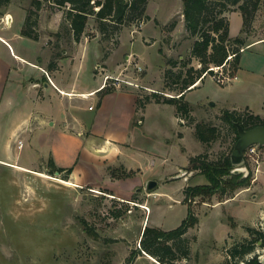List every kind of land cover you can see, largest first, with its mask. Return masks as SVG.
<instances>
[{
  "label": "rangeland",
  "instance_id": "rangeland-1",
  "mask_svg": "<svg viewBox=\"0 0 264 264\" xmlns=\"http://www.w3.org/2000/svg\"><path fill=\"white\" fill-rule=\"evenodd\" d=\"M29 6L30 0H11L0 8V264H246L227 262L228 250L250 238L248 226L264 230V145L257 147L258 163L245 155L237 166L251 171L248 187L231 197L215 194L207 201H192L198 223L184 234L187 257L165 263L138 250L146 225L165 230L178 226L189 211L185 188L208 182L199 169H190V157L201 154L217 161L232 153L236 133L222 119V110L264 112V43L244 46L232 81L221 85L208 73L186 91L185 115L153 96H178L187 70L194 73L201 67L191 53L195 36L185 28L182 0H148L149 20L126 23L106 35L90 16L78 41L65 17L67 7L46 1L38 11V39L21 35ZM229 20L230 33L240 35V12H231ZM263 35L264 0L245 36L249 41ZM39 67L49 74L59 71L66 81L74 80V68L79 69L78 90L105 81L106 75L136 82L137 87L107 80L111 91L132 90L146 102L144 107L136 103L137 121L142 122L147 109L145 125H136L137 140L112 142V149L104 144L93 148L103 142L51 129L39 106L48 112L63 99L69 106L71 99L57 92L59 99L53 88L46 91L41 81L36 84L33 79L43 76ZM71 101L84 117L97 111L87 109L96 108L90 100ZM198 123L217 127L208 143L196 137ZM46 138L50 142H41ZM49 149L55 165L72 167L70 173L50 171ZM150 180L155 181L153 188H147ZM253 256L264 264V239L245 259Z\"/></svg>",
  "mask_w": 264,
  "mask_h": 264
},
{
  "label": "trees",
  "instance_id": "trees-1",
  "mask_svg": "<svg viewBox=\"0 0 264 264\" xmlns=\"http://www.w3.org/2000/svg\"><path fill=\"white\" fill-rule=\"evenodd\" d=\"M11 0H0V8L6 6ZM46 1L51 6L67 7L65 17L69 22L72 36L78 41L85 30L88 18L94 16L99 23V30L103 35L110 29L117 32L122 25L129 22H145L149 20L146 13L148 0H30V6L26 8V16L20 34L38 39L39 33L36 25L38 23V11ZM262 0H182L185 28L195 40L191 47V53L197 57L201 67L193 73V69L187 70L188 76L178 96L163 97L160 100L156 92L153 96L156 102L168 103L176 106L177 111H188V103L183 101L186 91L197 87V81H201L206 74L213 75L212 66H222L225 73L234 77L239 68L241 52L246 45V36L250 33L252 23ZM97 7V9H96ZM237 10L242 16L241 34L231 37L229 33L228 13ZM244 34V35H243ZM232 54L230 59L228 56ZM223 85V84H221ZM111 91V87L104 86L98 90L102 97ZM146 99L149 100L148 96ZM142 99H137V105L144 107ZM222 119L227 122L235 131L238 139L237 123L248 129L257 125H264V116L255 114L248 109L240 112L236 109H223ZM218 129L215 125L196 124L195 135L202 143L215 136ZM201 154L191 156L189 159L190 169H199L207 181L203 184L190 185L184 190V201L188 204L189 211L178 226L165 230L155 226H145L140 239V249L152 256L157 257L161 262L171 263L178 257L189 255V242L184 234L191 227L198 223V217L191 209L192 201L199 197V201H207L218 194L219 197H231V193L241 187H248L251 184L252 173L249 170L247 175L232 171L233 163L231 154L225 155L220 160L212 161L202 159ZM49 164L53 167L51 172L66 171L70 173L72 167H57L52 158ZM227 194H230L227 196ZM250 238L236 242L228 250L227 262L232 259L243 260L246 264H262L257 256L245 259L251 253L254 245L259 239H264V230H258L252 226L247 227ZM90 233V232H89ZM135 253H132V257ZM167 259H166V258ZM235 261V262H236Z\"/></svg>",
  "mask_w": 264,
  "mask_h": 264
},
{
  "label": "crops",
  "instance_id": "crops-1",
  "mask_svg": "<svg viewBox=\"0 0 264 264\" xmlns=\"http://www.w3.org/2000/svg\"><path fill=\"white\" fill-rule=\"evenodd\" d=\"M261 6H262V1L260 4V7ZM260 7L257 10L255 19L252 23V28H253V24L255 23L257 19ZM233 11H237V10H233ZM231 12L228 13V19H229V15L231 14ZM229 27H230V20H229ZM229 33H230V29H229ZM230 36L236 37L235 35H232L231 33H230ZM4 42L10 48V44L6 40H4ZM254 43H257V44L264 43V35L261 37L246 41V46H248L249 44H254ZM18 57H21V56H18ZM23 57H21V59H23ZM239 67H240V64H239ZM39 68H40V71H42L43 76L41 79L40 78L33 79L36 84L40 83L41 81L46 91H48V89L50 88L51 89L53 88L52 90H55L56 93L59 92L61 93L60 95L62 97L66 96L71 100H74L76 97L80 101L90 100L95 103L96 108H92V105H88L87 109L89 111H93L97 109L94 115L84 117L80 113L81 108L79 106H76L75 102L72 103L71 100L68 103L69 106H67L65 104L66 101H64L63 99V104L58 103L56 105L58 107H56L54 110H51L52 108H50L48 109L49 110L48 112H46L44 108L39 106L40 108L39 115L41 114L43 116L41 118L48 120V125L51 126V129L59 128L60 133L64 136H70L72 134L74 136H78L81 138L86 137V139H89L88 142H103V143H94L95 145L93 148H99L98 146H103L104 144L107 149H112L113 147L110 145V143L112 142H135L137 140L136 135H135V132H137L136 125H140L142 127L145 125L147 109L144 110L142 122L140 119H138L137 121L136 120L137 97L134 91L114 90L100 97L98 94V90L105 82L104 80L102 81V79L100 83H98L97 85L93 87L80 89V90L76 89L77 88L76 87V76L79 73V69H77L78 67L76 69L74 68V72H73L74 80L72 81L71 80L66 81L65 77L63 79L59 71H52L49 74L46 72V70H43V68L41 67ZM60 71L62 72L63 70L60 69ZM237 72H236V75H237ZM45 74L47 76V79L44 76ZM236 75L233 79L237 77ZM60 95H58V97ZM227 109H229V107ZM232 109H235V108H232ZM248 109H251V108L248 107ZM251 112L255 114H260L261 116L264 113V112H261V113L255 112L253 111V109H251ZM84 131H85V134L83 135L82 132ZM87 131L90 132V134L88 135L89 137H87L86 135ZM48 140L49 138H46L45 141L42 140L41 142H50ZM85 141L87 142V140ZM91 146L92 145H90V147ZM117 150L120 151V149L118 148ZM49 151L51 153L53 161H55L54 160L55 155H54L53 150L49 149Z\"/></svg>",
  "mask_w": 264,
  "mask_h": 264
},
{
  "label": "water",
  "instance_id": "water-1",
  "mask_svg": "<svg viewBox=\"0 0 264 264\" xmlns=\"http://www.w3.org/2000/svg\"><path fill=\"white\" fill-rule=\"evenodd\" d=\"M8 22L10 21L9 17ZM213 105V102H210ZM237 125L238 130V139L234 145V148L231 153L232 163L235 165L233 167V172H243L244 175H247L248 170L246 168L237 166L243 163L245 157V149L253 144L264 145V125H257L252 128L245 129L240 124ZM244 166V165H243ZM246 170V172H245ZM56 174H59V171H56ZM155 185L154 180H150L147 183V188H153Z\"/></svg>",
  "mask_w": 264,
  "mask_h": 264
},
{
  "label": "built area",
  "instance_id": "built-area-1",
  "mask_svg": "<svg viewBox=\"0 0 264 264\" xmlns=\"http://www.w3.org/2000/svg\"><path fill=\"white\" fill-rule=\"evenodd\" d=\"M5 22L7 23L8 22V18L6 17L5 18ZM233 55L232 54H230L229 56H228V58L227 59H230L231 57H232ZM222 68V66H212L211 67V69H213V71H214V74L211 76L216 82H218L219 84H225V81L226 82H228V81H230V80H232L234 77H230L227 73H223L221 70ZM220 69V70H219ZM108 79H114V82H113V85H118L119 83H125V84H128V85H134V86H138V84H136V82L134 83L133 81H131V80H122V79H119V78H117V77H111L110 75H106L105 76V86H108L107 84V80ZM20 142V146H22V140H20L19 141ZM259 145H257V144H253V145H251V146H249V147H247L246 149H245V152H244V156L245 155H248V156H250V157H252V158H254V160L258 163V159H257V147H258ZM256 155V156H255Z\"/></svg>",
  "mask_w": 264,
  "mask_h": 264
},
{
  "label": "bare ground",
  "instance_id": "bare-ground-1",
  "mask_svg": "<svg viewBox=\"0 0 264 264\" xmlns=\"http://www.w3.org/2000/svg\"><path fill=\"white\" fill-rule=\"evenodd\" d=\"M2 39V38H1ZM198 82H196V84H197Z\"/></svg>",
  "mask_w": 264,
  "mask_h": 264
}]
</instances>
